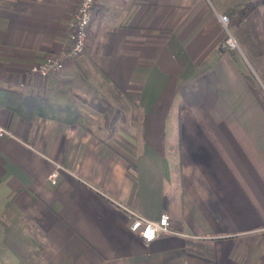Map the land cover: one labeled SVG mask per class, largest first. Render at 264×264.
Segmentation results:
<instances>
[{"label": "crops", "instance_id": "obj_1", "mask_svg": "<svg viewBox=\"0 0 264 264\" xmlns=\"http://www.w3.org/2000/svg\"><path fill=\"white\" fill-rule=\"evenodd\" d=\"M78 1L0 0V264H260L264 82L220 46L240 0H96L71 58Z\"/></svg>", "mask_w": 264, "mask_h": 264}, {"label": "built area", "instance_id": "obj_2", "mask_svg": "<svg viewBox=\"0 0 264 264\" xmlns=\"http://www.w3.org/2000/svg\"><path fill=\"white\" fill-rule=\"evenodd\" d=\"M96 0H79L74 15L68 26V45L64 55L67 57H77L84 53L87 45L88 30L93 18ZM219 21L226 36L220 44L221 48H235L237 43L228 30V16L225 13L219 14ZM63 66L62 58L55 55H47L39 62L34 63L31 73L46 75L52 71L59 70ZM11 135V132L5 126L0 125V137ZM129 229L137 233L143 242L152 241L158 232H173L169 227V215L162 212L157 219H149L140 214L131 212V222Z\"/></svg>", "mask_w": 264, "mask_h": 264}, {"label": "rangeland", "instance_id": "obj_3", "mask_svg": "<svg viewBox=\"0 0 264 264\" xmlns=\"http://www.w3.org/2000/svg\"><path fill=\"white\" fill-rule=\"evenodd\" d=\"M239 0H230V3H234ZM256 19H258L256 17ZM256 19L254 16L250 20L244 22L240 27L230 25V19H228V30L229 33L235 39L237 46L235 48H228L230 52H233L237 59V63L240 66L243 74L249 77L254 82H264V64L255 62L254 56L259 57L261 60L264 59V53L261 51L259 40H264V29L256 27ZM259 24V23H258ZM260 25V24H259ZM223 39L226 36V30H224ZM220 41V44L223 42ZM224 49V48H223ZM262 65V66H260ZM258 244L262 247V253L260 255V264H264V234L258 233Z\"/></svg>", "mask_w": 264, "mask_h": 264}, {"label": "trees", "instance_id": "obj_4", "mask_svg": "<svg viewBox=\"0 0 264 264\" xmlns=\"http://www.w3.org/2000/svg\"><path fill=\"white\" fill-rule=\"evenodd\" d=\"M261 3H264V0H240L231 5L225 13L230 19V25L236 28L240 27L256 13L258 5Z\"/></svg>", "mask_w": 264, "mask_h": 264}]
</instances>
